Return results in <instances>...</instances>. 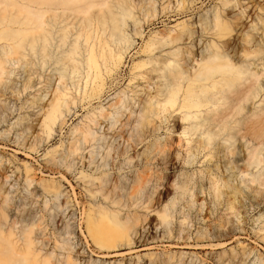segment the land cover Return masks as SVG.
<instances>
[{"label":"rangeland","instance_id":"374dc122","mask_svg":"<svg viewBox=\"0 0 264 264\" xmlns=\"http://www.w3.org/2000/svg\"><path fill=\"white\" fill-rule=\"evenodd\" d=\"M222 1L202 0L194 13L200 12L199 17L222 10ZM253 10L254 16L264 19V10L256 6ZM133 12L142 22L143 17ZM135 18L128 19L119 33L123 45L131 44L130 53L119 73L106 80L100 98L84 97V67L79 73L68 71L64 111L50 130L40 127L39 108L53 88L51 77L54 82L59 78L62 65L41 67L31 54L7 63L0 79V209L6 212L1 214L15 213L18 227L33 225L40 241L48 245L43 252L53 253L61 263L71 255L75 264H264V136L254 135L255 122L263 120L264 127V96L241 102L230 95L225 106L229 115L210 119L213 131L228 124L231 134L221 133L213 153L197 154L193 164L183 156L189 136L183 134L185 123L178 124L180 110H171L169 123L156 118V128L161 126L156 131L136 119L113 127L106 122L95 125L101 105L109 108L121 90L131 98V89H141L136 81L129 84V72L133 63L145 59L142 44L153 32L175 27L189 16L156 19L153 26L143 28L141 38L135 36ZM245 30L228 31L226 38L239 43ZM28 59L36 65L26 63ZM58 84L59 80L54 88ZM240 105L244 110L238 113ZM91 129L98 140H92ZM203 132L193 138L204 140ZM90 175L101 178L94 187ZM138 179L140 191L131 194L128 188ZM48 185L56 189L47 192ZM99 186L101 191H96ZM104 211L109 213L103 216L107 223L113 217L121 221V233L100 244L87 226L90 218H100Z\"/></svg>","mask_w":264,"mask_h":264},{"label":"bare ground","instance_id":"6f19581e","mask_svg":"<svg viewBox=\"0 0 264 264\" xmlns=\"http://www.w3.org/2000/svg\"><path fill=\"white\" fill-rule=\"evenodd\" d=\"M160 1L162 3L158 4ZM200 1L0 0V79L6 73L7 63L19 62V57L14 58L17 55L37 57L41 67L54 63L62 65L59 78L54 82L51 77L53 88L44 96V99L48 98L39 108L42 115L39 125L50 130L64 111L68 71L79 73L84 67V97L90 100L100 98L106 80L119 73L131 45L128 41L123 45L119 33L128 19L139 17L134 10L143 17L142 22L139 18L133 22L135 36L139 38L143 36V28L153 26L156 19L175 21L176 17L189 16L175 27L153 32L155 34L142 44L140 52L145 54V59L133 63L129 72V84L136 81L142 84L141 89H131L134 93L131 98L126 90H121L109 108L99 107V116L93 121L96 126L106 122L113 127L117 122L131 124V120L136 119L138 124L156 131L161 127L156 128V118H164L169 123L171 110H180L182 115L177 119L178 124L185 123L183 134L189 136L183 156L188 157L187 163L193 164L197 154L206 150L213 153L212 146L221 133L232 130L227 124L215 132L210 119L211 116L226 118L229 115L225 106L230 95L241 102L264 96V19L254 16L253 10L256 6L263 12L264 0H250L246 4L240 0H224L222 10L207 11L198 17L200 12H194ZM157 4L162 5L161 9ZM249 18L251 24L248 26ZM240 29L247 30L240 36L239 43L226 38L230 31ZM54 33L59 39V54L53 49ZM72 35L76 36L69 41ZM168 47L170 50L166 51ZM77 56H81V62ZM26 63L36 65L32 59ZM57 80L59 84L54 88ZM152 84L153 91L150 89ZM243 110L242 105L237 108L238 113ZM262 121L255 122L256 139L264 136ZM171 127L173 132L176 131L175 120ZM202 129L206 141L195 140L193 137ZM89 134L93 141L99 139L94 129ZM214 152L219 153V149ZM261 162L258 156L257 165ZM94 164L91 159L89 166ZM89 177L93 187L95 180L101 179ZM259 178L260 175L255 176V180L259 181ZM139 186L138 179L128 190L137 194ZM54 189L55 186L48 185L45 191L53 192ZM94 189L101 191L100 186ZM102 214L100 218H90L87 226L100 244L113 233H121V221L113 217L112 223H107L103 216L107 218L109 213L104 211ZM18 225L15 213L2 215L0 212V264H75L71 255H67L62 263L56 262L53 253L43 252L48 245L40 241L33 225Z\"/></svg>","mask_w":264,"mask_h":264}]
</instances>
